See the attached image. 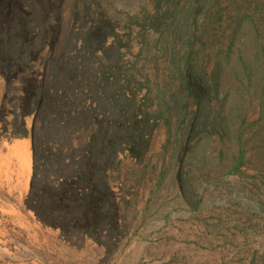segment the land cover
I'll return each instance as SVG.
<instances>
[{"label":"trees","instance_id":"trees-1","mask_svg":"<svg viewBox=\"0 0 264 264\" xmlns=\"http://www.w3.org/2000/svg\"><path fill=\"white\" fill-rule=\"evenodd\" d=\"M151 2L153 11L140 17V43L145 48L156 39L157 61L179 51L173 61L181 99L174 97L169 108L156 103L147 68L134 65L130 74L107 58L104 49L114 37L109 20L94 25L86 49L61 55L39 70L45 36L55 34L41 22L54 10L61 13L65 0H39V12L38 0H0V78L6 81L0 141L31 140L33 176L26 208L68 243L90 239L110 249L123 220L110 175L124 152L143 163L161 121L173 130L172 119L163 112H177L182 115L180 162L195 146L202 147L199 171L209 169L219 188L226 181L240 182L244 191L230 190L239 197L236 202H246L243 194L250 202L244 228L232 234L245 240L261 235L264 0ZM176 183L185 204L197 208L189 173L181 168ZM235 248L245 254L241 262L264 264L263 243Z\"/></svg>","mask_w":264,"mask_h":264},{"label":"rangeland","instance_id":"rangeland-1","mask_svg":"<svg viewBox=\"0 0 264 264\" xmlns=\"http://www.w3.org/2000/svg\"><path fill=\"white\" fill-rule=\"evenodd\" d=\"M152 11L151 0H65L61 13L54 10L49 19L41 20L42 26L55 34L45 36L47 42L36 68L45 70L57 57L86 49L94 25L109 20L114 37L104 49L107 58L130 74L134 65L137 70L147 68L156 103L169 108L174 97L181 99L177 96L179 69L173 61L179 51L157 61L156 39H149L143 48L138 37L140 17ZM0 80L6 90V81ZM163 113L173 121L172 132L165 120L161 121L145 161L137 162L124 152L118 169L110 175L123 216L122 233L110 249L90 239L77 241V245L68 243L59 230L43 225L38 230L41 223L32 212L37 226L33 231H20L12 225L5 240L0 239V264H245L241 262L245 254L237 253L235 246L264 244V233L250 234L248 240L232 234L244 228L250 202L244 194L246 202H236L239 197L230 189L244 191L243 186L226 181L219 188L207 173L209 169L199 171L202 147L195 146L181 163L178 125L182 115ZM181 168L190 175L192 202L197 208L188 207L178 189L176 174Z\"/></svg>","mask_w":264,"mask_h":264},{"label":"crops","instance_id":"crops-1","mask_svg":"<svg viewBox=\"0 0 264 264\" xmlns=\"http://www.w3.org/2000/svg\"><path fill=\"white\" fill-rule=\"evenodd\" d=\"M5 84L0 80V103ZM33 176V151L30 139L0 141V239L10 234L11 226L33 231L35 217L25 205ZM41 225V226H40ZM38 224V230L42 224Z\"/></svg>","mask_w":264,"mask_h":264}]
</instances>
